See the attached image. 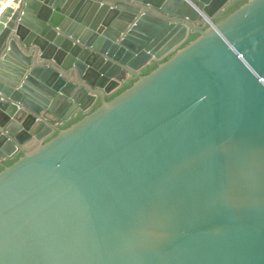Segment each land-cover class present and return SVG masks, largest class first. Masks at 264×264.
<instances>
[{
    "label": "water",
    "instance_id": "95a60500",
    "mask_svg": "<svg viewBox=\"0 0 264 264\" xmlns=\"http://www.w3.org/2000/svg\"><path fill=\"white\" fill-rule=\"evenodd\" d=\"M0 264H264V0H5Z\"/></svg>",
    "mask_w": 264,
    "mask_h": 264
},
{
    "label": "crops",
    "instance_id": "0c3cea01",
    "mask_svg": "<svg viewBox=\"0 0 264 264\" xmlns=\"http://www.w3.org/2000/svg\"><path fill=\"white\" fill-rule=\"evenodd\" d=\"M5 0H0V5L4 4Z\"/></svg>",
    "mask_w": 264,
    "mask_h": 264
}]
</instances>
